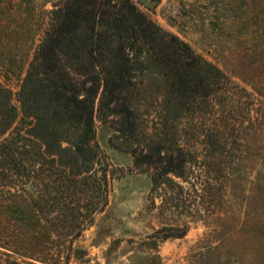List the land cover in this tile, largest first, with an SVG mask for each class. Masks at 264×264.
<instances>
[{"label": "rangeland", "instance_id": "rangeland-1", "mask_svg": "<svg viewBox=\"0 0 264 264\" xmlns=\"http://www.w3.org/2000/svg\"><path fill=\"white\" fill-rule=\"evenodd\" d=\"M66 1L0 0V82L18 107L51 11ZM157 1L151 9L134 0L223 70L220 100L168 114L155 100L164 91L157 78L139 77L135 128L117 135L97 120L112 175L108 205L79 236L53 233L46 251L0 209V264H264V0ZM166 128V149L187 146L191 165L185 178L156 185L161 167H138L131 150L152 146Z\"/></svg>", "mask_w": 264, "mask_h": 264}, {"label": "trees", "instance_id": "trees-1", "mask_svg": "<svg viewBox=\"0 0 264 264\" xmlns=\"http://www.w3.org/2000/svg\"><path fill=\"white\" fill-rule=\"evenodd\" d=\"M146 76L161 84L155 100L168 114L220 100L227 78L134 0H67L51 11L18 93L20 107L0 82V209L27 226L42 251L53 233L79 236L108 205L112 175L96 143L97 120L117 135L134 129L132 93ZM166 131L152 146L131 150L138 167H161L152 176L156 185L162 177L185 178L191 165L187 146L166 149Z\"/></svg>", "mask_w": 264, "mask_h": 264}, {"label": "water", "instance_id": "water-1", "mask_svg": "<svg viewBox=\"0 0 264 264\" xmlns=\"http://www.w3.org/2000/svg\"><path fill=\"white\" fill-rule=\"evenodd\" d=\"M142 3L147 4L149 8L154 9L158 4L157 0H140Z\"/></svg>", "mask_w": 264, "mask_h": 264}]
</instances>
